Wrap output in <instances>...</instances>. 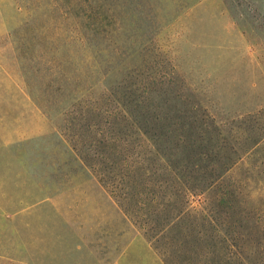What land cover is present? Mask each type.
<instances>
[{
	"label": "rangeland",
	"instance_id": "rangeland-1",
	"mask_svg": "<svg viewBox=\"0 0 264 264\" xmlns=\"http://www.w3.org/2000/svg\"><path fill=\"white\" fill-rule=\"evenodd\" d=\"M83 14L100 26L88 35V48L67 45L63 32L80 27L75 22ZM25 21L31 24L25 71L36 82L55 77L53 60H71V69L87 74L96 61L101 88L137 79L144 97L156 100L160 119L168 106L173 117L195 119L197 135L214 143L210 172L220 179L192 206L214 208L239 260L258 264L264 0H0V264H165L61 136L59 111L44 112L21 86L18 56L3 42ZM50 84V96L60 100L62 91ZM165 88L174 95L167 105L156 97ZM157 144L161 162V153L171 151L176 172L189 170L185 152L172 144L163 150L161 141L153 150Z\"/></svg>",
	"mask_w": 264,
	"mask_h": 264
},
{
	"label": "trees",
	"instance_id": "trees-1",
	"mask_svg": "<svg viewBox=\"0 0 264 264\" xmlns=\"http://www.w3.org/2000/svg\"><path fill=\"white\" fill-rule=\"evenodd\" d=\"M89 16H79L75 25L80 27L63 32L67 45L77 43L88 48V35L95 31L96 23L100 26ZM30 28V21L23 22L3 42L6 50L10 49L15 58L18 56L15 63L21 69L17 70L21 86L44 112L59 111L54 118L61 136L97 176L99 184L125 217L142 231L163 262L243 264L232 245L221 236L216 210L197 211L192 206L195 195L210 190L220 179L218 174L210 172L213 167L210 165L216 163L208 160L214 143L197 135L195 131L199 126L195 119L188 121L186 115L173 117L168 111L170 106H166L164 118L160 119L163 113L156 106V100L144 97L137 79H123L113 90L101 88L103 80L94 77L96 61L87 74L82 69H71V60H53L57 69L55 77L50 76L42 84L36 82V78L25 71L24 52ZM38 56L39 59L44 57ZM100 73L104 77L107 69ZM73 81L76 83H71ZM50 83L57 86L56 91H62L60 100L50 96ZM156 97L163 105L174 99L166 88ZM147 139L153 145H149ZM156 141L163 142V150L168 151L172 144L173 150L185 152L184 162L189 170L182 174L176 172L174 164L168 160L171 151L161 153L166 164L161 162L160 146L157 144L153 150ZM258 264H264V255L258 256Z\"/></svg>",
	"mask_w": 264,
	"mask_h": 264
}]
</instances>
